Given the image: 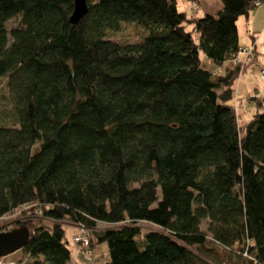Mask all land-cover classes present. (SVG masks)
I'll list each match as a JSON object with an SVG mask.
<instances>
[{
    "label": "trees",
    "instance_id": "1",
    "mask_svg": "<svg viewBox=\"0 0 264 264\" xmlns=\"http://www.w3.org/2000/svg\"><path fill=\"white\" fill-rule=\"evenodd\" d=\"M219 1L86 0L71 24L73 0H0V215H25L0 231L29 229L12 259L70 262L52 215L105 243L103 264L204 262L192 247L264 264V111L237 125L241 67L223 65L257 0ZM123 23L141 29L114 37Z\"/></svg>",
    "mask_w": 264,
    "mask_h": 264
},
{
    "label": "rangeland",
    "instance_id": "2",
    "mask_svg": "<svg viewBox=\"0 0 264 264\" xmlns=\"http://www.w3.org/2000/svg\"><path fill=\"white\" fill-rule=\"evenodd\" d=\"M190 4L189 2H187V0H176L177 9L181 11L184 10L186 12H189ZM196 5H197V10L196 9L190 10V12L193 13L197 11L195 12L196 15L198 16L203 15L205 13L203 8L198 9V4L196 3ZM205 7L208 9L207 11H212V9L214 8V4H212V2L207 1V4ZM17 21H18V18L8 20L6 22V28L9 29L10 27L16 25ZM140 29L141 28L139 26H135L133 23H123L122 27L118 31H116L113 34V36L116 38H121V39H131ZM255 66H256V63H255V60H253L246 67L248 69V76L250 78L249 84L240 83V86L234 89V98H233L232 103L236 111L235 115H236L237 125L240 126L241 128L243 127L249 115H251V113H253L255 110L264 111V85H263L264 82L261 78L259 79L257 77L255 73ZM237 82H238V78H237L236 84ZM252 92H256L257 94L256 96H257V99L260 100V104L256 105L255 99H250V100L246 99V97ZM26 216H27V213H26ZM14 217H16L17 220L22 219V218L24 219L25 215H23L22 213H17V214L13 213L12 215L7 216L6 217L7 219H3V220L8 222ZM52 219L60 221L63 224L64 240L67 241V246L70 250V262L71 263L76 261V263L78 264H103L104 261H107L108 253L106 250L105 243H99L93 247L92 246L89 247L87 245L86 246L87 250H85L86 248H82V246H79V243H76L73 240V238L77 236L78 231H80L79 225L67 219L62 220L52 215L49 216V220L46 219V221L49 222ZM138 225L141 228L142 232L148 229H155L152 224H149L145 221L138 222ZM116 226H119V225H110V224H104V223H98L97 225V227L101 229L109 228V227H116ZM203 226L204 225L202 222L201 228H203ZM192 248L194 251L199 253V256H201L203 258L202 260H204V262L198 261L197 264H207L209 262L213 264L219 263V259H217L218 255L217 257L214 256V254L206 255L205 253H200L196 247H192ZM14 253L17 254L18 250H16ZM86 255L88 256L87 258H86Z\"/></svg>",
    "mask_w": 264,
    "mask_h": 264
},
{
    "label": "crops",
    "instance_id": "3",
    "mask_svg": "<svg viewBox=\"0 0 264 264\" xmlns=\"http://www.w3.org/2000/svg\"><path fill=\"white\" fill-rule=\"evenodd\" d=\"M207 1L212 2V4H214V8L212 9V11H207L208 9L205 7ZM197 4H198V9L203 8L204 12L209 14H214L221 7L219 0H198ZM195 12L193 13L195 14ZM236 29L238 34L239 47H248L253 43L252 45L254 46V52H253V56L250 57L248 60L246 59V56L241 52L235 54V58L239 62L237 64L240 65L241 69L237 77L238 82L236 84L237 81L236 79L234 83V89L239 87L240 83L249 84L250 78L248 76V69L246 67L253 60H255L256 63L255 73L257 77L260 79L259 70L264 65V2H261L257 6H254V8H252L246 15L238 16V18L236 19ZM230 64L231 65L234 64L232 60L231 61L227 60L226 62H224L223 65H230ZM210 66L213 67L215 71H219L220 69V67H216L214 65H210ZM256 95H257L256 92H252L246 97V99L248 100L255 99L256 105L260 104V100L257 99ZM256 111L257 110H255L253 113H255ZM253 113L249 115L245 123L252 117ZM68 264H78V263L74 261L72 263L69 262Z\"/></svg>",
    "mask_w": 264,
    "mask_h": 264
},
{
    "label": "water",
    "instance_id": "4",
    "mask_svg": "<svg viewBox=\"0 0 264 264\" xmlns=\"http://www.w3.org/2000/svg\"><path fill=\"white\" fill-rule=\"evenodd\" d=\"M87 10L86 0H73L72 12L69 16L71 24L77 23ZM29 240V229L15 226L0 231V257L15 252Z\"/></svg>",
    "mask_w": 264,
    "mask_h": 264
},
{
    "label": "built area",
    "instance_id": "5",
    "mask_svg": "<svg viewBox=\"0 0 264 264\" xmlns=\"http://www.w3.org/2000/svg\"><path fill=\"white\" fill-rule=\"evenodd\" d=\"M259 3H260V1L257 0V1H254L253 5L257 6ZM189 7H190L189 8V12H190V10L197 9L196 2H192ZM252 44L250 46H248V47H239L237 53L238 52L243 53L246 56V59L248 60L250 57L253 56L254 46ZM232 62L234 64L239 63L236 60L235 56L233 57ZM259 77L264 82V66L262 68H260V70H259ZM13 213H16V214L19 213V209H14V210L5 212V213L0 215V219H1L0 220V226L8 225L12 220L16 219V217H14L13 219L9 220L8 222L3 220V219H7L6 217L12 215ZM79 227H80V231H78L77 236H75L73 238V240L76 243H79V246H82V248H86L85 250H87L86 246L89 245V240H88V237H87V234H86V230L81 225H79ZM87 257L88 256L86 255V258ZM0 264H21V263H19L16 260L12 259L9 255H5V256H1L0 257Z\"/></svg>",
    "mask_w": 264,
    "mask_h": 264
}]
</instances>
